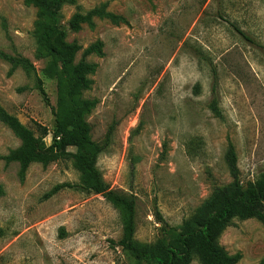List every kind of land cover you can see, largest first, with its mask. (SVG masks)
<instances>
[{
  "label": "rangeland",
  "instance_id": "obj_1",
  "mask_svg": "<svg viewBox=\"0 0 264 264\" xmlns=\"http://www.w3.org/2000/svg\"><path fill=\"white\" fill-rule=\"evenodd\" d=\"M78 3L83 11L107 4L123 18H95L67 41L83 49L103 42V55L88 58L95 69L82 98L95 107L85 118L94 142L104 144L109 135L97 167L111 190L136 199L135 239L151 244L162 236L157 212L180 225L215 187L232 182L230 144L244 184L264 172V49L235 28L264 47V0ZM76 11L65 4L61 23L67 26ZM37 20L38 9L24 0H0V49L35 64L50 106L32 78L22 69L10 73L1 59L0 106L37 135L47 128L50 145L58 88L45 72L47 61L36 57ZM214 99L221 116L211 109ZM20 145L0 121V264H137L116 246L119 212L103 196L65 188L46 198L58 184L80 183L72 161L34 163L22 179L20 164L1 158ZM220 243L240 255L238 264H264V225L257 219L235 220Z\"/></svg>",
  "mask_w": 264,
  "mask_h": 264
},
{
  "label": "trees",
  "instance_id": "obj_2",
  "mask_svg": "<svg viewBox=\"0 0 264 264\" xmlns=\"http://www.w3.org/2000/svg\"><path fill=\"white\" fill-rule=\"evenodd\" d=\"M26 4L38 9L33 37L36 44V57L47 61L46 74L57 81L58 101L53 109L56 129L50 145L45 141L49 131L40 127L39 135L24 125L17 116L0 106V121L7 125L21 140V145L8 155L2 156L6 164H20V177L23 179L34 163L49 165L69 159L80 174V183L56 185L46 198L62 189L74 188L87 194L103 196L118 210L122 235L116 246L129 254L137 264H191L197 259L200 264H238L240 255H230L220 243L224 231L237 219H257L264 225V172L255 180L243 183L238 168L235 147L230 144L226 159L232 182L214 188L209 199L201 204L180 225H171L157 212L162 224V236L151 244L136 241V199L120 195L111 190L97 167L100 155L106 150V143L99 144L91 139V128L86 122V114L95 102L82 98V92L92 84L90 79L95 65L88 61L91 55H103V42L98 41L83 49L76 41L68 42L69 32H78L84 24L93 25L95 18H107L114 23L122 17L107 10V4L83 11L78 0H24ZM73 5L77 11L65 26L61 23V9ZM242 38L259 48L257 43L244 31L235 27ZM82 52L78 60V54ZM0 59L10 65V73L22 69L35 82V88L50 106L44 80L38 74L35 64L27 57L10 54L0 49ZM215 91V84L213 87ZM211 109L218 116L221 112L218 101L214 99ZM111 133V132H110ZM74 148V151H70ZM193 149L189 154H193ZM5 189L0 185V197Z\"/></svg>",
  "mask_w": 264,
  "mask_h": 264
}]
</instances>
